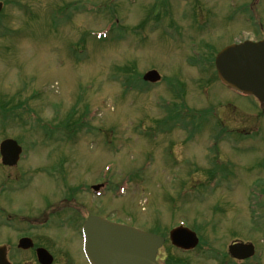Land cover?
<instances>
[{
    "label": "rangeland",
    "instance_id": "374dc122",
    "mask_svg": "<svg viewBox=\"0 0 264 264\" xmlns=\"http://www.w3.org/2000/svg\"><path fill=\"white\" fill-rule=\"evenodd\" d=\"M214 1L219 35L197 40L194 32L209 28L188 19L185 1L5 0L0 142L15 139L25 150L16 166L5 167L0 155V208L16 225L0 223V245L29 235L51 264H86L75 230L95 213L167 237L186 222L200 247L185 254L169 241L162 264H235L227 251L236 240L256 247L245 264H264V104L222 87L213 66H194L196 53L212 58L233 33L263 39L264 1ZM248 2L256 27L242 15ZM202 6L197 18H205ZM150 69L162 74L159 83L142 80ZM192 119L200 121L194 128ZM102 182L112 186L102 201L76 192ZM46 210L75 215L64 228L58 218L36 226ZM208 246L224 261L213 250L206 258ZM20 257L36 263L33 252L11 256L16 264Z\"/></svg>",
    "mask_w": 264,
    "mask_h": 264
},
{
    "label": "water",
    "instance_id": "95a60500",
    "mask_svg": "<svg viewBox=\"0 0 264 264\" xmlns=\"http://www.w3.org/2000/svg\"><path fill=\"white\" fill-rule=\"evenodd\" d=\"M1 8V5H0ZM219 77L239 92L255 95L264 102V40L245 41L224 48L216 58ZM145 80L157 82L161 79L158 71H149ZM21 147L17 141L7 139L1 144L4 164L14 165L20 158ZM86 250L93 264H157L158 249L164 238L127 225L111 223L103 218L91 217L85 224ZM174 244L183 248H193L198 243L195 233L185 228L171 232ZM24 248L33 244L23 239ZM230 252L237 258L254 254L253 245L236 243ZM6 247H0V264H9ZM38 255L44 264H50L52 257L45 249Z\"/></svg>",
    "mask_w": 264,
    "mask_h": 264
},
{
    "label": "flooded vegetation",
    "instance_id": "af4514ba",
    "mask_svg": "<svg viewBox=\"0 0 264 264\" xmlns=\"http://www.w3.org/2000/svg\"><path fill=\"white\" fill-rule=\"evenodd\" d=\"M180 1H185L186 5L188 6V8L192 10L190 15L187 16V17H188L189 20H192V23H193V20L195 21L194 25L200 26V25L204 24L205 28H209V29H204V28H201V26H200L199 32H194L195 35H193L194 36V37H192L193 39L203 40V39H205L203 37V35H206L207 38H211V37L219 35L216 32V28L219 26L218 22L216 21L218 19V17H219L218 16V11H217L218 8L216 7V3H215L214 0H210V1H207V0H180ZM233 2H234V0H232V3H231L232 6L233 7H237L236 3H238V2H236V3H233ZM208 4H213L214 6L213 5L209 6ZM202 5H204V9L208 12V14H206L205 13L206 11H205L204 12L205 18H203V17L197 18V16H194V14L198 15L201 12V10H203V6ZM211 9H217V10H211ZM250 10H252V6H250ZM243 15H244V18L245 19L247 18L248 21L253 19L252 16L250 15L249 11H247V15H246V13H243ZM226 19L231 21V17L229 15L226 16L225 20ZM227 20H226V22H227ZM225 25H226V30L229 33V30L227 28L228 23H225ZM233 35L235 37L237 35V33H235V34L233 33ZM0 212L3 213L2 215L4 217L5 216L7 217L6 220H3L1 222L3 224V227H5V228L8 227V228H11V230H15V226L16 225H15V220H14L13 214L4 215L5 211H2L1 208H0ZM67 223H69V222H66V224ZM75 232H77V230H75ZM23 237H30V236L29 235L28 236L27 235H22V236H19L17 241L13 240L12 242H4V243L1 244V245L6 244L8 246V253H9L10 260L12 261V264H16V263H15L14 260H12L11 256H14V255H17V256L19 255L20 256L21 254H24L25 252H31V253L33 252L34 253V258L32 257V259L34 261H36L35 264H40L39 261H38V258H37V248L41 247V245L38 244L34 240V242H35V247L34 248L29 249V250L19 249L17 247V244H18L19 240L21 238H23ZM77 243L80 246V238H79V236H78ZM23 258L24 257H20L19 260L17 261V263L18 264H33L34 263V262L31 263V262H29L27 260H26V262H24V261L21 262ZM33 260H31V261H33ZM69 260L70 261L67 260L69 264H71V263L78 264V261L76 259H74L73 257H72V259L69 258Z\"/></svg>",
    "mask_w": 264,
    "mask_h": 264
},
{
    "label": "trees",
    "instance_id": "16d2710c",
    "mask_svg": "<svg viewBox=\"0 0 264 264\" xmlns=\"http://www.w3.org/2000/svg\"><path fill=\"white\" fill-rule=\"evenodd\" d=\"M20 116H22V112H20Z\"/></svg>",
    "mask_w": 264,
    "mask_h": 264
},
{
    "label": "bare ground",
    "instance_id": "6f19581e",
    "mask_svg": "<svg viewBox=\"0 0 264 264\" xmlns=\"http://www.w3.org/2000/svg\"><path fill=\"white\" fill-rule=\"evenodd\" d=\"M126 194V193H125Z\"/></svg>",
    "mask_w": 264,
    "mask_h": 264
}]
</instances>
